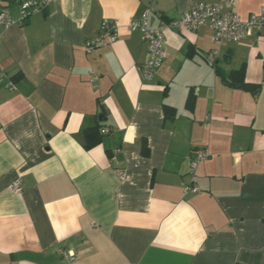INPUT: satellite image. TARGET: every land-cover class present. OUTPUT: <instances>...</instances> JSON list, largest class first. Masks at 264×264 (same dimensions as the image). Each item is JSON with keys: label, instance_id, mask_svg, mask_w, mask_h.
I'll list each match as a JSON object with an SVG mask.
<instances>
[{"label": "crops", "instance_id": "obj_1", "mask_svg": "<svg viewBox=\"0 0 264 264\" xmlns=\"http://www.w3.org/2000/svg\"><path fill=\"white\" fill-rule=\"evenodd\" d=\"M262 1L230 9L246 18ZM197 2L225 0H49L0 27V264H264V32L219 46L205 26H164ZM149 6L165 57L144 80L126 24ZM104 20L117 38L87 52ZM241 66L256 92L223 79Z\"/></svg>", "mask_w": 264, "mask_h": 264}, {"label": "built area", "instance_id": "obj_2", "mask_svg": "<svg viewBox=\"0 0 264 264\" xmlns=\"http://www.w3.org/2000/svg\"><path fill=\"white\" fill-rule=\"evenodd\" d=\"M49 0H22L19 1L18 17L14 18L9 6L0 4V27L8 29L9 27L22 23L31 15L46 8ZM234 0H225L219 2H197L188 10L184 11L179 18L171 19L164 26L170 28H182L184 30L195 31L205 26L210 31V40L216 45H222L226 42H239L249 35L253 30L264 32V0L257 12L249 13L246 18H241L237 13L230 9ZM152 6L146 7L138 17L128 19L126 27L130 31H138L141 40L146 46L147 57L140 65L141 76L144 80L153 78L157 68L161 65L165 57L164 41L165 35L163 26L150 27L148 16ZM119 23L115 20H104L101 22L97 34L85 40V49L87 52L110 45L115 41L118 35ZM219 55V50H213L210 53L211 58L215 59ZM13 88L12 83H9ZM106 132V130H103ZM209 156V151L203 149L197 152L190 160L189 166L191 172L194 171L197 164ZM119 178H124L122 171L118 172ZM10 190L19 192L21 190L20 180H15ZM186 191L198 192L196 185L186 186ZM64 256L73 258L71 252H62Z\"/></svg>", "mask_w": 264, "mask_h": 264}, {"label": "trees", "instance_id": "obj_3", "mask_svg": "<svg viewBox=\"0 0 264 264\" xmlns=\"http://www.w3.org/2000/svg\"><path fill=\"white\" fill-rule=\"evenodd\" d=\"M16 0H0V4L7 5L10 3H14ZM218 73H221L218 69H216ZM224 80L229 82L232 86L240 87L242 89L250 90L252 92H256L259 89L258 84L248 83L244 80V66H241L238 69L231 70L228 74V77H223ZM195 94L192 90L189 91L186 106L188 109H192L194 105ZM165 115L169 118H172L175 114V109L172 107L165 106ZM84 137V147L86 149L91 148L92 146L101 142L102 134L99 131L98 126L88 128L83 132ZM142 153L143 155H148V148L146 143L142 144Z\"/></svg>", "mask_w": 264, "mask_h": 264}]
</instances>
